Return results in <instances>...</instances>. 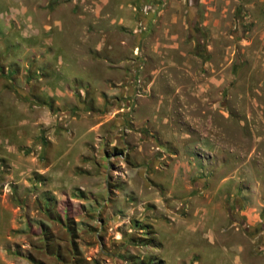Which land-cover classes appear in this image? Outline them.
Wrapping results in <instances>:
<instances>
[{"label":"rangeland","instance_id":"374dc122","mask_svg":"<svg viewBox=\"0 0 264 264\" xmlns=\"http://www.w3.org/2000/svg\"><path fill=\"white\" fill-rule=\"evenodd\" d=\"M92 1L0 0V264L261 263L264 0Z\"/></svg>","mask_w":264,"mask_h":264},{"label":"crops","instance_id":"0c3cea01","mask_svg":"<svg viewBox=\"0 0 264 264\" xmlns=\"http://www.w3.org/2000/svg\"><path fill=\"white\" fill-rule=\"evenodd\" d=\"M116 1H118V2L114 3V5L116 4L117 10L120 11L123 8V7H121L122 3L120 2V0H116ZM109 2H110V0H93L92 1L93 5H94L93 6V11H94V13L96 12V14H98L97 16L94 14L96 16L97 20L100 21L102 19H108L109 18V14H105V13L101 14V12H100L102 9H104L105 6H107L109 4ZM107 13H110V12H107ZM114 19L117 22H120V24L123 25V19H122L121 15L120 16L116 15V18H114ZM54 25L59 27V23L56 22V18H55ZM118 47H119V45H118ZM108 49L109 50L111 49V51H113V52H117L115 49H113V47H109ZM59 60L61 62L62 58L60 57ZM237 179L239 180V178H237ZM257 194H258V191L255 188L251 189V196H257ZM193 232H195V231H193ZM238 237H239V239H242L243 241L247 242L249 244V246L248 247L247 246H239L238 247L239 255L236 257V264H264V259H262V261L260 263L259 258L253 259L251 261H249V258H248L247 262L244 261V258L246 256V254H249L250 242H248L247 239L244 236L240 235V234L238 235ZM180 241H181V239H180ZM182 241H185V240H182ZM186 241L188 243L195 242V240H192L190 237H186ZM158 243H160V242H158ZM161 245H163V244H161Z\"/></svg>","mask_w":264,"mask_h":264}]
</instances>
